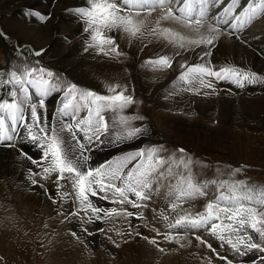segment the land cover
Masks as SVG:
<instances>
[{
	"label": "snow or ice",
	"instance_id": "obj_1",
	"mask_svg": "<svg viewBox=\"0 0 264 264\" xmlns=\"http://www.w3.org/2000/svg\"><path fill=\"white\" fill-rule=\"evenodd\" d=\"M157 9L162 11L153 27L146 23L142 14L151 16ZM66 11L74 15L84 26L82 31L88 34L83 50L117 64H123L129 58L128 52L118 43L120 36L117 33L141 43L146 38L163 40L174 49L195 52L196 59L192 62L185 59L180 63V72L172 81L173 84L181 82L179 91L171 90L165 99L179 92L203 96L218 94L214 83L218 81H228L237 88L264 85V73L231 64H216L213 60L214 51L225 38L251 47L249 37L244 33L254 20L264 19V0H84L83 5ZM23 14L26 19L36 18L41 22L52 18L51 13L32 8H25ZM163 21H176L198 36L187 39L171 28L161 27ZM11 39L0 27V40ZM254 40L264 41V35L254 37ZM12 51L19 53V62L12 67L11 60H7L5 68L0 70V90L4 91L0 96V144L10 150L16 149L17 156H23L34 166L27 169L31 191L40 188L42 195L53 204L69 202L65 221L76 217L81 232L91 236L94 233L82 226L85 218L88 223H108L113 218H123L129 221L127 235L132 236L136 227L148 225H136L131 221L146 220L142 209L148 208L154 197H160L163 208L159 219L168 231L162 233L155 227L150 230L163 240L179 244L189 233L206 232L219 242L220 248L226 244L238 257L255 254L247 264H264V185L248 186L245 181L231 180V176L247 165L230 168L226 180H198L192 175V160L186 150H176L182 154L177 161L176 152H170L163 144L139 147L97 164L93 161L95 152L112 144L142 140L148 132L147 125L134 124V121L145 120V116L138 112L125 114V109L142 103L135 97L134 87L128 83L108 85L107 94L88 88L78 89L76 83L66 84L39 59L34 64L22 59L25 51L39 58L47 53V49H25L17 41ZM257 53L264 56V47L258 48ZM181 54V51H175L173 55L149 57L142 67H150L153 71L171 69ZM62 89L59 107L49 120L46 101ZM82 111L85 112L83 116L80 115ZM106 111L112 112L115 119L106 116ZM26 143L39 151L38 157L25 151ZM166 164L168 167L164 169ZM181 167L183 170L175 174V179H170L174 175L173 169ZM35 177L51 186L46 187ZM210 186L216 187L215 199L208 200L203 211H186L185 202L206 198ZM91 197L121 207L104 208L94 204ZM75 204L79 208H73ZM124 205H129L132 210ZM149 210L154 213L155 220L156 209ZM164 210H170L174 217L172 221L163 215ZM249 230L255 233V240ZM96 233L106 234V230L100 227ZM71 235L79 239L77 232L72 231ZM135 236L155 246L157 251H165L155 237L144 236L142 232H135ZM107 238L111 240L110 236ZM195 239L216 252L201 236H195ZM112 243L117 248L120 246L114 240ZM217 256L226 264H233L227 256L219 253Z\"/></svg>",
	"mask_w": 264,
	"mask_h": 264
},
{
	"label": "bare ground",
	"instance_id": "obj_2",
	"mask_svg": "<svg viewBox=\"0 0 264 264\" xmlns=\"http://www.w3.org/2000/svg\"><path fill=\"white\" fill-rule=\"evenodd\" d=\"M83 4L84 0H55V3L53 0H0V27L12 37L11 41H13L14 44L20 41L21 44L24 45V48L37 50L41 48L47 49L45 55L35 58L39 59L44 67L50 68L54 73L60 75L66 84L76 83L78 89L88 88L97 93L104 94L108 85H123L128 83L130 86L134 87L135 97L142 101L144 105H149L146 109L150 112L151 121L154 124L156 121H160L161 125L166 123L171 131H180L182 134L193 132L199 134L202 139L215 141L218 140L219 137L224 138L229 134L233 137L236 136V132L233 131V126L238 122L240 117L246 121L248 125H253L256 128H264V116L262 118V114L264 113V85L237 88L228 81H223L225 85L214 82L216 85V93L218 94L203 96L193 95L189 92H179V94H172L168 99H165V96L168 95L171 90L179 91L181 82L177 81L176 84H173L172 81L175 80L180 72V63H183L185 59H188L189 62L196 59L195 52L190 53L180 49H174L167 41L153 38H146L143 43H141L135 39L123 37L119 33H117V35L120 36L118 43L121 49L129 54V58L125 60L123 64H117L102 55H96L94 52H85L83 49L88 40V34L82 31L84 26L74 15L66 11V9L81 6ZM25 8H32L42 13H51L52 18L47 22H41L36 18L30 20L25 19L23 14ZM161 11L162 10L157 9L151 16L144 13L142 14V18L146 17V23L155 27L156 20ZM160 26L171 28L174 32L180 33L187 39H195L198 36L197 33L176 21H163ZM244 34L249 37L251 47H246L235 39L230 40L225 38L219 48L214 51V63L231 64L244 68L245 70L251 68L257 72L264 73V56L258 55L257 53L258 48L264 47V41L254 40V37L264 35V19L254 20L252 25L249 26L248 31ZM141 48H143V51H140ZM175 51H181L182 54L176 57L174 67L171 69L153 71L151 68L142 67L143 61L149 57L155 58L161 55H173ZM11 66L15 67L12 64ZM30 91L33 90L30 89ZM3 95L4 91L0 90V96ZM62 95L63 89L61 93L54 94L47 99L46 107L49 120H51L55 109L59 107L58 101ZM179 109L183 110L182 113L180 112L183 115L179 114L175 117L169 114ZM194 109L197 110V116L190 117ZM166 110H169V113H166ZM127 113L129 114V112L126 111L125 114ZM104 114L115 119V115L112 112L106 111ZM214 120L220 123L217 125L218 128L211 125ZM136 122L134 121V123ZM139 124L141 123L137 125ZM147 126V133L149 134L150 131L153 133V129L149 127V124H147ZM148 140V138L138 140V148L148 145ZM131 146L132 145H130V147ZM33 147L34 146L30 144L27 149L32 153ZM126 148H124L122 144L109 145L95 152L93 154V161L97 164L101 163L112 156L114 157L116 153L118 154V152H122ZM127 152H129V150L117 156H122ZM34 156L38 157L39 151ZM30 166L31 165H29L22 156H17L16 149L10 150L0 146V243L11 244L10 238L13 236V231H9L8 228L5 227L4 222L9 225L13 224V226H15V223L20 222L18 212L14 214V210L12 211L11 208L14 209V207L17 208V206H26L25 213L37 208V210L43 214L40 218L44 221L45 225L48 226L49 231L42 232L41 235L43 236L42 238L50 240L49 244L45 246V250L54 259L53 261L60 262L61 264H83L84 256L93 258L94 260L107 259L109 252H113V250L109 248L113 245L112 241L120 242L121 238H124L123 241H127V244L124 245L129 248L132 246V250H135L137 255L157 251L155 246L136 237L135 234L127 236V222L125 223V220H122V218L119 219L121 220L119 222H113L116 219L113 218L108 223L97 224L98 227L105 228L106 234H97L95 236L94 241L97 246V251L95 250L94 253L91 254L89 246L90 238H87L84 243L80 242V238L85 235L81 232L80 222L76 217H73L69 221H65L64 219L65 214L69 211V202L61 201L59 204H53L50 199H46L42 195V190L40 188H36L34 192L30 190L28 186L29 174L27 171ZM190 167L193 176L194 174H199L197 168H193L192 165ZM164 169H167V167ZM182 170V167L174 168V175L170 179L174 180L175 174ZM50 186V184L46 185V187ZM70 190L71 189H69V191ZM208 192L209 195L206 198L202 197L194 201H186L184 205L185 210L192 213L203 211L207 198L209 197L210 200L215 199L217 194L216 187H210ZM57 200H60V198L57 197ZM94 200L99 206L104 208L107 207L105 203L100 205L98 198ZM59 206L61 207L60 209ZM73 206L74 208H79L78 204ZM112 206L116 207L117 205L113 204ZM152 207L156 209V219L153 220L154 213L151 212L149 220H147L148 222L144 220L147 222L146 224L148 226L139 230L142 231L144 236L148 237H153V234L149 232V234H147L145 228L149 230L155 223H158V217H160L159 215L163 208L160 198L153 202ZM128 210L131 211L132 209L128 207ZM20 211V215H22L23 211ZM147 211L149 212V210ZM169 213L172 216L170 210L163 211V215H169ZM170 215L169 218H171ZM171 219L173 220L174 217L172 216ZM139 221L140 220H132L131 222L140 225L138 224ZM144 221L141 225L145 223ZM163 225L161 223V227ZM72 231L78 233L79 239L71 235ZM120 232H124L126 235H123V237L118 235ZM197 233L200 234L201 232H196L195 234ZM109 236L111 240L107 238ZM203 237L210 238L211 236L205 235ZM253 238L254 240L256 239L255 236H253ZM189 240H191L190 244L188 243ZM179 244L185 245L182 247L183 250L169 253V255L172 256H168L165 259L169 257L172 259L175 256H179L182 258L183 264H226L223 260H217L216 254L212 255L207 246L199 243L194 235H192V237H187L185 235L184 239L180 240ZM216 244L219 245L217 240ZM224 247L230 249H224L222 251L228 259L235 262L233 264H247L248 260L254 258L255 255L251 254L249 257H244L243 261L238 262L236 260L237 256L231 250L230 246L225 244ZM115 249H117V247H115ZM3 250L4 249H2V251ZM72 250H75V253ZM2 251L0 250V264H7L8 258L2 256ZM130 264H133V262H130Z\"/></svg>",
	"mask_w": 264,
	"mask_h": 264
},
{
	"label": "rangeland",
	"instance_id": "obj_3",
	"mask_svg": "<svg viewBox=\"0 0 264 264\" xmlns=\"http://www.w3.org/2000/svg\"><path fill=\"white\" fill-rule=\"evenodd\" d=\"M13 44H14V42L11 40H9V41L0 40V70H3L5 68L7 60H11V64L13 66H15L17 64V62H19V60H18L19 53L13 54V51H12ZM25 49H28V48H25ZM22 59L30 61L33 64L37 60L34 56L29 55V53L27 51H25L24 57ZM147 68H150V67H147ZM54 80H55V78H54ZM104 94H106V92ZM147 106H149V105L148 104L144 105V103L142 102V103H139L138 106L134 105L131 108L125 109V113H126V111L129 112V114L138 112L140 115L142 114L143 116L146 117L145 120L137 121V122L135 121L136 123H134V124H138V123H141L144 125L149 124V127H151V129H153V133L150 131L149 134L146 133V135L144 137V138L149 139L148 140L149 144L145 145V146H141V147L146 148V147H151L152 145L163 144L171 152H176V150L180 149V148L185 149L187 155L191 157V160H192L191 165L193 166V168L198 169L199 174L198 175L194 174V176L198 180H204L205 178L216 179L218 181L219 180H226V179H229V169L230 168L234 169V168L239 167L241 165H247L248 167L244 168L240 173H237V174L231 176V180L232 181H241V180L245 181L246 185H248V186L264 185V128L263 127L256 128L253 125H250V124L248 125L247 122L244 121L240 117L238 122H236L233 126V128H234L233 131L236 132V136L233 137L231 134H229V135L225 136L224 138L219 137L218 140H215V141L206 140V139H202V137L199 136V134H197V133L189 132V133L182 134V132H180V131H171L167 127L166 123H163V125H161L160 121H156L154 124L151 121L152 119L150 118V112L146 109ZM140 108H141V110H140ZM165 112L169 113V110L168 111L166 110ZM180 112L182 113L183 110L179 109V110H176V112L172 111V113H169V114H172L173 116L177 117L176 115H179V114L183 115ZM106 116L109 117V115H106ZM196 116H197V110L194 109L192 111V114L190 115V117H196ZM263 116H264V113L262 114V118H263ZM252 123H254V122H252ZM218 124H220V123H218V121H216V120H214L211 123V125L215 128L216 127L218 128V126H217ZM217 137H218V135H217ZM137 143H139V142L133 141V142H126V143L122 144V146L124 148H126V147L127 148L125 150H123L122 152H118V154L126 152L128 150L131 151L133 149L138 148ZM29 145L30 144H27V143L24 145L25 151L30 152L27 149V147ZM130 145H132V146L130 147ZM37 152H38V150L35 147H33V152L32 153L30 152V153L32 155L33 154L35 155ZM118 154L116 153L115 156H117ZM181 155H182L181 153L176 152L175 159L178 161L180 159ZM185 159H187V156H185ZM30 167H33V166H30ZM165 167H168V165L164 166V168ZM36 178H37V180L39 179V177H36ZM42 180L43 179H39L40 183L42 182L41 184H45V186L48 185V183H46V182L44 183V180L43 181ZM210 187L213 188V186H210ZM161 191L163 192V189ZM95 198L91 197L93 203L96 205H99L95 202V200H94ZM158 198H160V197H154L152 203L149 202L148 209L147 208L142 209L144 212V215L146 217V221L149 220V215L151 213V211L149 209L153 208L152 207L153 202L157 201ZM208 200H210L209 197L207 198V201ZM99 201H100V205L105 203V206H107L106 208L113 207L112 206L113 204H111L108 201H104L103 199L102 200L99 199ZM25 207L26 206H20V207L17 206V208L16 207H14V209L11 208L12 211L14 210L13 211L14 214L18 212V214H19L18 218H20V222L15 223V226H13V224L9 225V224H6V222H4L5 227L8 228L9 231H13V236H11V238H10L11 241L9 240L11 244L8 245L6 243H4V244L0 243V250L2 251V249H4L2 251L3 252L2 256L8 258L7 264H61L60 262L53 261L54 259L45 250V246L47 244H49L50 240L42 238L43 236L41 235L42 232H48L49 231L48 226L45 225L44 221L40 218L43 214L39 210H37V208L33 209V211L31 210V211L25 213L26 212ZM116 207L119 208L121 206L117 205ZM123 207L128 208L126 205H124ZM60 208L61 207L59 206V209ZM73 208H74V206H73ZM20 210L23 211L22 215H20L21 214ZM147 210H149V212ZM197 210H199V209H197ZM197 212H199V211H197ZM80 215L83 217L84 213L81 212ZM169 215H170V213H169ZM170 217L172 218L171 215H170ZM171 218H169L170 221H172ZM119 219H121V218H116L113 222L121 221ZM122 220H123V218H122ZM12 221H13V219H12ZM86 221H87V218H85V222L83 223L82 226L84 228H86L88 230V232L94 233V235H91V236L84 235L80 238V242L84 243L87 240V238H90L89 239L90 240L89 246H90V253L92 254L97 249V246H96L94 240H95V236L97 235V233L95 232L97 230V227H98L97 224H99V223H94L95 224L94 225L93 223H88ZM143 221L144 220H140L138 224L141 225L143 223ZM146 221H144L145 222L144 224H146L148 222V221L147 222ZM124 222L125 223L127 222L126 224L129 223L127 220H125ZM157 222L159 224L155 223L156 228H159L162 233L165 231H168V229H166V227H164V225H165L164 222L161 221L159 219V217H158ZM161 223H162V225L164 224L162 227H161ZM155 224L152 227H155ZM157 224H158V226H157ZM93 226H94V228H93ZM98 228H100V226ZM142 228H144V227H136L135 230H137V229L138 230L134 231L133 235L135 234V232H142V231H139V230H142ZM127 229H126V234L128 231ZM150 229L147 230L145 228V230L147 232L145 230H143V231H145L147 234H149V233L153 234V237H155L157 239L159 246L165 250L163 253H161L159 251H155L153 253L147 252L144 254H138L137 255L135 253V250H132V246L129 248L128 246L124 245V244H127V242L123 241L124 238H121V240L118 238L120 240V242H116V243L119 244L120 246L117 249H115V247L113 245L110 246L109 248H111V250H113V252L112 251H111V253L109 252L107 259L103 258V259L94 260L93 258H89L87 256H84V258H83L84 263L83 264H130V262H133V264H183V260L179 256H175L172 259H171V257L165 259L168 256H172V255H169V253H173V252L175 253L177 250L182 251L183 248L178 246V244L175 241L170 243L168 241L163 240L162 236H157L156 232L155 231L151 232ZM126 234H124V235H126ZM197 234H195L194 236L199 235V236L203 237L205 235H209L207 233H202V232L198 235ZM186 236L192 237V235H190V233L187 234ZM150 237H152V236H150ZM202 237H201V239H202ZM203 240H206V241L208 240L207 241L208 244H212L213 248L216 249V252H212L210 249H208V250L210 251V253L212 255L216 254L215 256H216L217 260H221L219 258V256H217V253H219L220 256H225V253L222 250H224V249L230 250L227 247L220 248L216 244V239L213 237H210V238L204 237ZM218 249H221V250H218ZM220 251H222V252H220ZM2 252H1V254H2ZM73 252L75 253V250ZM148 253H150V254H148ZM222 253H224V254H222ZM243 258L244 257H238L237 256L236 260L238 262L243 261L244 260ZM223 262H224V260H223ZM233 263H235V262H233Z\"/></svg>",
	"mask_w": 264,
	"mask_h": 264
}]
</instances>
